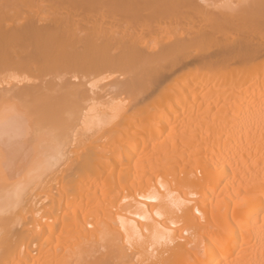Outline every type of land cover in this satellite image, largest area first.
I'll list each match as a JSON object with an SVG mask.
<instances>
[{
    "label": "bare ground",
    "instance_id": "obj_1",
    "mask_svg": "<svg viewBox=\"0 0 264 264\" xmlns=\"http://www.w3.org/2000/svg\"><path fill=\"white\" fill-rule=\"evenodd\" d=\"M0 264H264V0H0Z\"/></svg>",
    "mask_w": 264,
    "mask_h": 264
},
{
    "label": "rangeland",
    "instance_id": "obj_2",
    "mask_svg": "<svg viewBox=\"0 0 264 264\" xmlns=\"http://www.w3.org/2000/svg\"><path fill=\"white\" fill-rule=\"evenodd\" d=\"M154 7H155V6H154ZM156 7H157V6H156ZM182 7L185 9L184 6H182ZM182 7H181L180 10H181V11H184ZM140 9H141V11H143V9L146 11L147 7H146V8L143 7V8H140ZM157 9H159V7H158ZM147 10H151V9H147ZM141 11H138V12L140 13ZM145 11H143V12L145 13ZM184 12H185V11H184ZM147 13H148V11H147ZM147 13H145V14L147 15ZM142 14H143L142 12H141V14H138V13H137V16H136L137 18H136V19L138 20V16H139V15L141 16ZM145 14H144V15H145ZM144 15H143V16H144ZM146 15H145V16H146ZM140 16H139V17H140ZM143 16H141V17H143Z\"/></svg>",
    "mask_w": 264,
    "mask_h": 264
}]
</instances>
